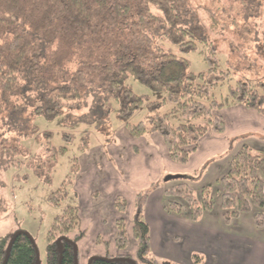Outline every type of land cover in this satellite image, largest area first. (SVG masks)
<instances>
[{
	"label": "trees",
	"instance_id": "trees-1",
	"mask_svg": "<svg viewBox=\"0 0 264 264\" xmlns=\"http://www.w3.org/2000/svg\"><path fill=\"white\" fill-rule=\"evenodd\" d=\"M187 11L186 0H0V135L6 124L7 130L16 127L20 135L30 133L18 121L17 110L25 94L41 98L35 113L56 115L83 104L91 95L92 106L105 111L114 99L118 115L129 116L144 99L125 84L128 75L152 90L165 91L161 99L146 102L144 118L125 122L128 131L132 136L160 134L169 158L178 163L188 160L206 132H224L226 124L218 110L225 106L239 104L264 118V83H259L258 90L239 80L229 85L224 103L212 95V87L222 78L216 48L202 28L188 20ZM205 20L213 30L223 27L211 10L206 11ZM166 41L181 50L193 49L197 41L205 43L211 64L208 71H190L185 57L165 49ZM165 101L172 106L161 113ZM244 136L228 141L231 144ZM12 148L16 149L1 141L0 159ZM54 155V147L46 141L32 157L34 170L47 180ZM195 179L183 175L170 180L163 189L166 210L185 213L195 222L217 201L224 224L251 212L255 227L264 228V147L243 143L214 182L201 184ZM63 185L50 192L52 203L59 204L65 197ZM158 186L159 181L150 185ZM115 203L117 209L126 207L122 201ZM135 215L128 227L123 217L116 220L113 239L118 250L133 242L132 251L90 257L89 264H175L150 254L149 226L140 209ZM80 224L75 205L64 206L54 216L46 233L45 264H80L73 252L84 233ZM72 229L77 232L69 235ZM10 237L9 233L0 236V264L6 255L4 264H37L34 241L19 233L7 252ZM193 257L194 263L201 260L197 253Z\"/></svg>",
	"mask_w": 264,
	"mask_h": 264
},
{
	"label": "rangeland",
	"instance_id": "rangeland-1",
	"mask_svg": "<svg viewBox=\"0 0 264 264\" xmlns=\"http://www.w3.org/2000/svg\"><path fill=\"white\" fill-rule=\"evenodd\" d=\"M186 2L188 20L199 25L216 48L217 69L221 71L219 74L222 78L211 89L215 99L222 103L228 101L226 94L229 85L234 86L239 80L246 82L250 89L255 87L259 90V83H264V0ZM207 10L215 13L223 24L222 29L213 30L207 25ZM164 47L185 57L189 70L196 74L206 73L211 65L206 57L207 45L203 42L197 41L190 50H181L170 41H166ZM125 84L141 95L144 101L124 118L118 115L114 99L109 100L108 109L104 111L97 105H91L92 96L89 95L83 104L52 115L44 111L35 113L36 107L42 105L41 98L25 94L17 110L18 121L30 133L20 135L16 127L7 130V124L1 128L3 135H0V142L16 149H6L0 159V236L7 233L12 235L17 230L26 232L35 243L37 264H45L47 230L54 216L67 205L78 207L80 225L84 228L83 235L75 245L80 264H87L92 256L132 251L133 242L124 250L113 246L116 220L123 217L128 227L130 220H133L129 217L130 211L136 214L138 209L145 220L143 200L150 197L153 189L151 183L159 181L164 187L172 183L163 182L165 175L160 176V168L165 174L181 173L165 161L167 157L161 153V143L155 138L160 134L154 132L132 136L125 125V122L136 123L144 118L148 113L146 102L161 99L165 91L152 90L132 75L126 76ZM171 106V102L165 101L159 111L166 112ZM232 115L235 117V113ZM235 119L239 120L238 117ZM7 121L6 117L5 123ZM33 126H36L35 129ZM252 134L264 139V131ZM46 141L55 149L49 180L45 179L43 173L35 171L32 163V157L44 147ZM151 148L159 159H156ZM151 159L159 162L160 167L156 171L151 165L144 166V163L151 164ZM72 165L75 169H72ZM202 170L200 166L188 173L194 178ZM134 171L135 177L132 176ZM63 183L65 197L59 204H54L48 196ZM198 186L196 183L195 187ZM138 192L141 194L138 195ZM116 201L125 203L124 210L117 209ZM217 204V201L213 202V205ZM261 231L259 229L257 232ZM74 232L77 229H72L69 235ZM150 254L162 260L151 248Z\"/></svg>",
	"mask_w": 264,
	"mask_h": 264
},
{
	"label": "crops",
	"instance_id": "crops-1",
	"mask_svg": "<svg viewBox=\"0 0 264 264\" xmlns=\"http://www.w3.org/2000/svg\"><path fill=\"white\" fill-rule=\"evenodd\" d=\"M219 112L226 124L224 132H206L185 163L172 161L162 137H155L161 143V153L167 157L165 161L181 172L165 174L160 168V176L190 175L188 172L201 166L203 170L198 174L199 182L210 184L226 169L228 159L241 144L264 147V139L252 134L264 131V118L260 113L239 104L226 106ZM240 135L246 136L229 143V137ZM155 157L159 159L157 154ZM156 159H151V164L144 163V166L151 165L156 171L160 167ZM204 163L207 164L203 166ZM132 176H136L135 171ZM164 188L159 183L157 188L152 189L150 197L144 198L142 208L149 226L150 248L156 256L171 262L194 264L191 256L197 253L201 259L197 264H264V228L255 227L251 212L238 215L226 225L222 221L220 207L213 205L211 211H204L194 222L185 213L176 214L165 209ZM129 217L133 219L135 213L130 211ZM259 229L261 233L257 232Z\"/></svg>",
	"mask_w": 264,
	"mask_h": 264
},
{
	"label": "water",
	"instance_id": "water-1",
	"mask_svg": "<svg viewBox=\"0 0 264 264\" xmlns=\"http://www.w3.org/2000/svg\"><path fill=\"white\" fill-rule=\"evenodd\" d=\"M181 175H167V176H165L164 177V180H168V179H171V178H176V177H180ZM19 233H25V234H27L26 232H23V231H15L12 235H11V237H10V239H9V242H8V245H7V252L10 250V246H11V244H12V242H13V240H14V238L16 237V235H18ZM28 235V234H27ZM29 236V235H28ZM30 237V236H29ZM31 238V237H30ZM31 241L33 242V240H32V238H31ZM34 243V242H33ZM73 252H74V260L76 261V259H77V248H76V246H74V250H73ZM36 255H37V249H36ZM92 257H94V256H92ZM6 258H7V255H6V257H5V259H4V261L2 262V264H4L5 263V261H6ZM89 261H90V259H88V264H89ZM36 263H37V261H36ZM132 264H134V263H132Z\"/></svg>",
	"mask_w": 264,
	"mask_h": 264
}]
</instances>
